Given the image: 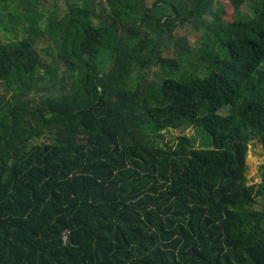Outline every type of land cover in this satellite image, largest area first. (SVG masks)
Returning a JSON list of instances; mask_svg holds the SVG:
<instances>
[{
  "label": "trees",
  "instance_id": "1",
  "mask_svg": "<svg viewBox=\"0 0 264 264\" xmlns=\"http://www.w3.org/2000/svg\"><path fill=\"white\" fill-rule=\"evenodd\" d=\"M44 1L0 0V264H264V0L232 22L214 0ZM189 22L206 73L159 47ZM189 126L210 146L156 139Z\"/></svg>",
  "mask_w": 264,
  "mask_h": 264
},
{
  "label": "rangeland",
  "instance_id": "2",
  "mask_svg": "<svg viewBox=\"0 0 264 264\" xmlns=\"http://www.w3.org/2000/svg\"><path fill=\"white\" fill-rule=\"evenodd\" d=\"M156 0H146L149 6H152ZM43 12L49 14L57 9V14L59 16L64 15L68 10V5L66 0H45L44 1ZM94 9L97 17H106L109 14V7L107 0H93ZM214 8L221 9L224 11V20L232 22L236 18V12L229 0H214ZM166 14H171V10L167 9ZM241 17L245 19H250L254 15V4L252 1L247 2L241 9ZM95 18V22L97 23ZM211 17H205L206 22H210ZM203 27H197V24L194 23H185L179 25L173 33L167 34L162 38H157L160 49L164 57L177 58L181 59L180 55L184 52L189 51V54L186 55L181 61L186 63V68H200L202 72L206 73L205 68L202 67V64L195 58V54L199 52L200 47L205 41V33ZM185 40L186 42L185 44ZM189 43V44H187ZM52 45V41L48 37L41 39L37 47L38 49H43ZM189 46V50H184L183 46ZM194 56V57H193ZM45 62H49V57L46 54H43ZM186 68H183L182 71H185ZM164 73L160 65L154 64L148 71V78L154 80L157 84H160L163 80ZM5 91V86L1 84L0 81V92ZM224 114H229L230 109L227 108ZM182 136H189L196 141L198 147H209L210 142H213V137L210 133L205 131L203 128L197 126H189L184 130H170L162 132L160 136L156 139L158 143L163 146L175 145L178 142V138ZM37 143V142H34ZM248 180L249 184H264V145L259 141L255 140L250 145V152L248 155ZM256 209H264V196L257 200L255 205Z\"/></svg>",
  "mask_w": 264,
  "mask_h": 264
},
{
  "label": "built area",
  "instance_id": "3",
  "mask_svg": "<svg viewBox=\"0 0 264 264\" xmlns=\"http://www.w3.org/2000/svg\"><path fill=\"white\" fill-rule=\"evenodd\" d=\"M66 239H67V238H66V236H65L64 240L66 241Z\"/></svg>",
  "mask_w": 264,
  "mask_h": 264
}]
</instances>
